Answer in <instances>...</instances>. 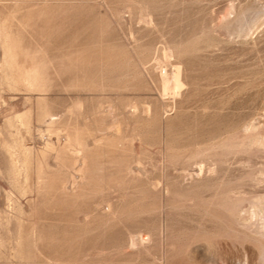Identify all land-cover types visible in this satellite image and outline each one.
<instances>
[{"label":"rangeland","instance_id":"1","mask_svg":"<svg viewBox=\"0 0 264 264\" xmlns=\"http://www.w3.org/2000/svg\"><path fill=\"white\" fill-rule=\"evenodd\" d=\"M257 197L264 0H0V264H264Z\"/></svg>","mask_w":264,"mask_h":264},{"label":"bare ground","instance_id":"2","mask_svg":"<svg viewBox=\"0 0 264 264\" xmlns=\"http://www.w3.org/2000/svg\"><path fill=\"white\" fill-rule=\"evenodd\" d=\"M168 55V53H167ZM169 56V55H168ZM164 57V56H163ZM154 58V57H153ZM165 58V57H164ZM163 62V61H162ZM157 63V62H156ZM174 63V62H173ZM162 65V64H161ZM170 65V64H169ZM172 65V64H171ZM179 65V64H176ZM164 66V65H163ZM173 66V65H172ZM162 67V66H161ZM165 67V66H164ZM171 68V67H170ZM166 69V68H165ZM160 70V68H159ZM162 70V69H161ZM163 71V70H162ZM161 72V71H159ZM180 69L178 66H175L172 68V70L170 71V73L168 74L167 72L160 73V78L159 79V83L161 84V88H159L160 90L162 89V92L165 94H176L179 92V90L181 91V87L183 84V81H181L180 78ZM159 77V76H158ZM161 93V92H160ZM136 105V104H135ZM139 107V106H138ZM145 108V107H144ZM134 109V108H133ZM137 109V108H136ZM146 109V108H145ZM138 111V110H137ZM135 112V111H134ZM253 126V125H252ZM249 129V128H248ZM251 142V141H250ZM77 144V142H76ZM77 147V146H76ZM75 150V149H74ZM200 168V167H199ZM211 169V168H210ZM151 178V177H150ZM240 202V201H239ZM230 202H228L226 204V206L229 204ZM233 205V204H232ZM249 206H250V214L256 215L257 211L259 210L261 213H263L264 215V197H257L254 200H252L251 202H249ZM249 217V216H248ZM251 217V216H250ZM262 225L264 226V218L262 221ZM141 236V235H140ZM142 238V237H141ZM143 239V238H142ZM139 240V239H138ZM142 242V241H141ZM144 242V241H143Z\"/></svg>","mask_w":264,"mask_h":264}]
</instances>
